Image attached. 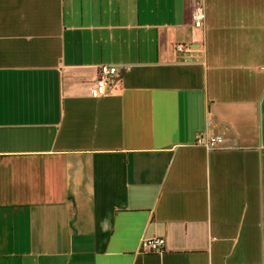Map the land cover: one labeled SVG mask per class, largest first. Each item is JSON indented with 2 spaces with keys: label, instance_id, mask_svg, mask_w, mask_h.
I'll use <instances>...</instances> for the list:
<instances>
[{
  "label": "crops",
  "instance_id": "1",
  "mask_svg": "<svg viewBox=\"0 0 264 264\" xmlns=\"http://www.w3.org/2000/svg\"><path fill=\"white\" fill-rule=\"evenodd\" d=\"M0 264H264V0H0Z\"/></svg>",
  "mask_w": 264,
  "mask_h": 264
},
{
  "label": "built area",
  "instance_id": "2",
  "mask_svg": "<svg viewBox=\"0 0 264 264\" xmlns=\"http://www.w3.org/2000/svg\"><path fill=\"white\" fill-rule=\"evenodd\" d=\"M203 11L201 8H196L192 13V24L194 28L201 27L203 21ZM182 46H178L177 50H182ZM124 71V70H123ZM122 73L116 66L102 64L98 68V76L94 85L90 89V96L93 99L100 98L107 93L108 87L112 84L113 80ZM199 145L204 146L207 150L218 149L221 144L219 137H199L197 139ZM145 248L147 252L159 253L163 249L164 240L161 238L151 239L146 241Z\"/></svg>",
  "mask_w": 264,
  "mask_h": 264
}]
</instances>
